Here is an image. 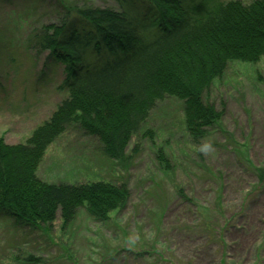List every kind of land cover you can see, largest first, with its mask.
<instances>
[{
	"label": "rangeland",
	"instance_id": "obj_1",
	"mask_svg": "<svg viewBox=\"0 0 264 264\" xmlns=\"http://www.w3.org/2000/svg\"><path fill=\"white\" fill-rule=\"evenodd\" d=\"M82 5L121 9L118 0H0L5 142L25 143L67 97L65 64L38 38L73 22ZM205 96L222 112L218 127L192 137L183 101L166 97L124 161L105 156L79 124L66 125L35 163L37 176L124 184L126 202L108 220L80 207L65 222L58 208L33 228L0 213V264H264V181L253 168L264 167V57L230 62Z\"/></svg>",
	"mask_w": 264,
	"mask_h": 264
},
{
	"label": "trees",
	"instance_id": "obj_2",
	"mask_svg": "<svg viewBox=\"0 0 264 264\" xmlns=\"http://www.w3.org/2000/svg\"><path fill=\"white\" fill-rule=\"evenodd\" d=\"M118 1L120 10L74 7L73 22L38 38L42 50L65 64L67 97L25 143L0 138V213L20 227L49 224L58 208L65 222L80 207L108 220L126 202L124 184L37 176L35 163L66 125L79 124L105 156L124 161L156 103L176 97L184 103L188 131L200 138L221 124L222 112L205 96L212 83L230 62L264 57V0ZM253 168L263 182L264 167Z\"/></svg>",
	"mask_w": 264,
	"mask_h": 264
}]
</instances>
